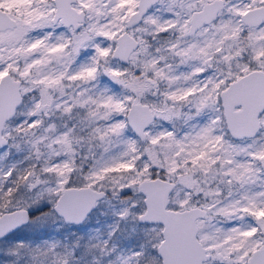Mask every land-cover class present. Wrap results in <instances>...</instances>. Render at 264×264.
I'll return each mask as SVG.
<instances>
[{
  "label": "snow or ice",
  "instance_id": "1",
  "mask_svg": "<svg viewBox=\"0 0 264 264\" xmlns=\"http://www.w3.org/2000/svg\"><path fill=\"white\" fill-rule=\"evenodd\" d=\"M0 264H264V0H0Z\"/></svg>",
  "mask_w": 264,
  "mask_h": 264
}]
</instances>
